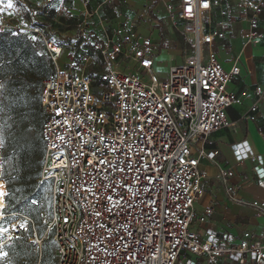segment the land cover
Segmentation results:
<instances>
[{
    "label": "built area",
    "instance_id": "built-area-1",
    "mask_svg": "<svg viewBox=\"0 0 264 264\" xmlns=\"http://www.w3.org/2000/svg\"><path fill=\"white\" fill-rule=\"evenodd\" d=\"M92 1L79 0L75 10L56 7L55 0H21L24 12L18 9L15 19L0 3V30L39 39L53 66L42 81L39 180L50 183L44 236L52 229L55 264H264V231L245 230L236 239L192 227L212 212L207 205L196 214L194 203L203 193L199 159L215 155L194 156L192 144L232 125L226 111L242 100L228 90L239 66L225 69L211 49L213 39L224 36L223 21L205 28L214 6L226 15L224 0H162L190 51L163 78L154 68L157 43L138 30L149 10L109 24L100 8L113 0L93 6ZM235 6L248 23L240 32L242 43L258 44L264 0H236ZM63 19L72 21L73 33L59 30L68 26ZM93 62L99 65L91 69ZM254 93L243 116L251 120L264 85ZM234 148L237 161L256 163L257 178L240 186L256 183L264 190L261 157ZM232 175L231 168L218 169L230 199L236 188L228 183ZM3 188L6 193L4 183ZM243 204L264 217V200ZM9 215L4 212L0 227L7 228ZM18 215L32 227L39 261L42 237L31 218ZM7 229L0 243L15 234Z\"/></svg>",
    "mask_w": 264,
    "mask_h": 264
},
{
    "label": "crops",
    "instance_id": "crops-1",
    "mask_svg": "<svg viewBox=\"0 0 264 264\" xmlns=\"http://www.w3.org/2000/svg\"><path fill=\"white\" fill-rule=\"evenodd\" d=\"M6 0H0L5 4ZM9 1V0H8ZM99 0H93L92 6ZM167 1V0H164ZM162 0H126L111 1L101 6L100 14L109 24H114L121 18H134L138 11L147 8L149 17L138 21V30L145 36H149L158 45L154 56V68L159 77H166L168 69L173 65L177 56L180 63L190 51L184 41L180 27L172 25L164 10ZM236 0H224L223 8L227 13L222 16L218 7H213L205 20L206 30L218 28L219 21H223L224 36L213 39L211 49L215 52L219 62L225 69L236 64L240 68L228 84V90L241 96V103L231 105L227 111L228 120L233 123L210 133L205 140L198 139L192 144L191 152L194 156L200 151H214L212 159L200 157L199 169L204 176L201 179L202 195L194 203V211L201 214L207 205L212 206V212L203 223H193L195 229L211 227L222 235L232 234L236 239L245 230L264 231V217L256 216L254 211L243 203L254 199L264 200V190L256 183L247 188H242L241 182L245 179L257 178L256 163L249 158L237 161L235 157V145H240L242 152H249L262 159L261 167L264 170V98L258 102L253 120L243 116L249 112L250 106L256 100L254 88L264 85V6L259 14L258 28L261 39L258 44L244 45L240 38V32L247 28L246 18L241 15L235 6ZM15 13L22 10L21 0H12ZM55 6H65L71 9H79V0H55ZM69 22L68 19H63ZM61 26L59 30L67 34L73 33V27ZM144 30V31H143ZM154 33L155 36L152 37ZM173 39V45L171 41ZM180 39V42H179ZM183 44V45H182ZM173 47V48H172ZM178 49V52L174 51ZM170 49V50H168ZM173 49V50H172ZM175 53L174 57L169 53ZM45 54V53H44ZM46 55V54H45ZM48 62L52 65L49 57ZM97 62V61H95ZM93 62L90 67L99 65ZM219 168H231L233 175L228 183L236 186L233 199L228 198L225 186L218 178Z\"/></svg>",
    "mask_w": 264,
    "mask_h": 264
},
{
    "label": "trees",
    "instance_id": "trees-1",
    "mask_svg": "<svg viewBox=\"0 0 264 264\" xmlns=\"http://www.w3.org/2000/svg\"><path fill=\"white\" fill-rule=\"evenodd\" d=\"M68 23L72 27V21ZM44 53L39 39L0 30L1 155L12 159L11 168L3 169L2 175L6 189L4 212L10 214L4 226L18 214L25 215L33 220L38 237H42L38 261V248L31 240L33 230L27 222L26 231L12 237V247H5L10 264H55L52 229L44 236V216L48 219L50 214V183L39 180L44 154L40 135L44 119L42 81L53 71Z\"/></svg>",
    "mask_w": 264,
    "mask_h": 264
},
{
    "label": "rangeland",
    "instance_id": "rangeland-1",
    "mask_svg": "<svg viewBox=\"0 0 264 264\" xmlns=\"http://www.w3.org/2000/svg\"><path fill=\"white\" fill-rule=\"evenodd\" d=\"M9 4H11V7H9ZM4 9H5V11H7L6 13L8 14L9 17H11L12 19H15L17 14L14 11L15 9L13 7L12 0H9V1L6 0L5 1ZM150 34H152V33H149V35ZM154 36H155V34L153 33L152 37H154ZM172 42H173V39L171 41V45H173ZM179 42H180V39H179ZM168 50H170V49H168ZM174 51L178 52V49L176 50V48H174ZM169 54H170L169 56H171V57L175 56V53H173V51H172V53H169ZM61 60H64V55L61 56ZM178 63H180V58L177 56V59H175L173 64H178ZM2 144H3L2 138H0V180L3 181V183L5 185V182L2 179L3 169H10L11 168L12 159L10 157L4 158L1 155V146H2ZM44 222L47 223V217H45V216H44ZM20 225H23V227H20ZM5 227L10 228L11 230H13L15 232L13 237H15V235L16 236L21 235L22 233H24L26 231L27 221L23 217L17 216V217H14L11 221L6 222ZM4 250L7 251L6 248H4ZM191 258L193 259L194 257H191ZM200 261H202V258L200 259ZM10 263H11V261H10L9 253H8V255L6 257H4L3 259H0V264H10Z\"/></svg>",
    "mask_w": 264,
    "mask_h": 264
},
{
    "label": "snow or ice",
    "instance_id": "snow-or-ice-1",
    "mask_svg": "<svg viewBox=\"0 0 264 264\" xmlns=\"http://www.w3.org/2000/svg\"><path fill=\"white\" fill-rule=\"evenodd\" d=\"M207 6V4H205ZM9 7H11V4H9ZM190 10V9H189ZM6 196V193L3 191H0V218H3L4 211L6 209L5 204L3 203V197ZM20 227H23V225H20ZM8 229L0 227V236H3V234L7 233ZM18 239V237H17ZM9 243L7 245L0 243V259H3L8 255V252L4 250L5 247H12V237H8Z\"/></svg>",
    "mask_w": 264,
    "mask_h": 264
},
{
    "label": "bare ground",
    "instance_id": "bare-ground-1",
    "mask_svg": "<svg viewBox=\"0 0 264 264\" xmlns=\"http://www.w3.org/2000/svg\"><path fill=\"white\" fill-rule=\"evenodd\" d=\"M0 191H4V188H3V181L0 180ZM3 203H4V200H3Z\"/></svg>",
    "mask_w": 264,
    "mask_h": 264
}]
</instances>
